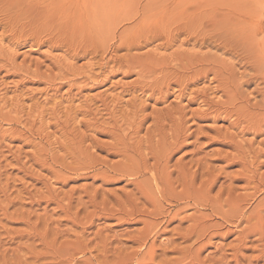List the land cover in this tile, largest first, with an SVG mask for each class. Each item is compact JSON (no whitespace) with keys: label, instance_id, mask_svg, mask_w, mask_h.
Wrapping results in <instances>:
<instances>
[{"label":"rangeland","instance_id":"1","mask_svg":"<svg viewBox=\"0 0 264 264\" xmlns=\"http://www.w3.org/2000/svg\"><path fill=\"white\" fill-rule=\"evenodd\" d=\"M263 38V0H0V264H264Z\"/></svg>","mask_w":264,"mask_h":264},{"label":"bare ground","instance_id":"2","mask_svg":"<svg viewBox=\"0 0 264 264\" xmlns=\"http://www.w3.org/2000/svg\"><path fill=\"white\" fill-rule=\"evenodd\" d=\"M260 1H261V0H260ZM263 1H264V0H263ZM259 6H261V3L259 4ZM246 23L249 24V22H246ZM248 29H249V31H248ZM250 29H251V28H247V27L242 28V32H243V34L245 33L248 37H249V36H252L253 39H251V40L249 41V43H250L251 45H254V46L258 47V46L260 45V44L258 43L259 40H256V39H254V38H256V36H258V34H259L260 32L263 31V28H262V27H260V28H258V29L256 28V29H255L256 32H254V33H252V31H250ZM252 29H253V28H252ZM261 41L264 42V38H263ZM177 128H178V127H177ZM175 129H176V128H175ZM176 130H177V129H176ZM174 132L177 134L179 131H178V130H177V131L174 130ZM175 133H173V136H172V137H175V136H176ZM179 133H180V132H179ZM180 134H181V133H180ZM177 135H179V134H177ZM179 136H180V135H179ZM176 138H178V137H176ZM166 158H167V157H166ZM182 173H183V171L181 172V174H182ZM184 173H185V172H184ZM183 175H184V177H186L185 174H182V176H183ZM247 184H248V186L250 185L249 182H248ZM230 191H231V190H230ZM230 191H229L228 196L231 197L230 194H231L232 192L230 193ZM228 196H227V197H228ZM238 200H240V198H239ZM240 201H241V200H240ZM236 202H237V201H236ZM236 202H235V201H234V203L230 202V204H233V205H234ZM237 203H238V202H237ZM233 205H232V206L230 205V207H232L230 210L232 211V210L235 208L234 210H236V212L238 211V212L240 213L239 215H241V218H242L243 213H244L243 208H242L241 206L239 207V206H236V205L233 207ZM238 205H241V203L239 202ZM227 206H228V205H227ZM228 207H229V206H228ZM241 209H242V210H241ZM260 209H261V208H260ZM260 209H259V210H260ZM262 209L264 210V208H262ZM262 209H261V212H260L259 214H261L262 220H263V222H264V214H263L264 212L262 211ZM234 210H233V212H231L232 214H235ZM244 210H245V209H244ZM240 211H242V212H240ZM257 212H259V211H257ZM262 212H263V213H262ZM229 213H230V211H229ZM231 213H230V214H231ZM163 214H164V213L159 214V215H163ZM212 214H213V213H212ZM255 214H257V217H255V215H254V216L251 215V214H249V215H250V217L252 216L253 218H258V219H256V220H259L260 215H259L258 213H255ZM262 214H263V215H262ZM159 215H158V216H159ZM215 215H216V214H215ZM237 215H238V214H236V217H237ZM244 215H245V214H244ZM258 215H259V216H258ZM163 216H164V215H163ZM223 217H225V216L223 215ZM229 217L231 218V216H229ZM238 217H239V216H238ZM238 217H237V218H238ZM245 217H246V216H245ZM252 217H251V218H252ZM237 218H236V219H237ZM251 218H250V219H251ZM253 218H252V219H253ZM252 219H251V220H252ZM253 220H255V219H253ZM260 221H261V218H260V220L257 221V222L260 223ZM196 222H197V221H196ZM199 223H200V222H199ZM197 224H198V223H197ZM254 225H255V223H254ZM261 226H262V225H261ZM263 226H264V225H263ZM259 227H260V226H257V227L255 226V230L258 231V230L260 229ZM194 228H195V226H194ZM253 228H254V226H251V229L249 228V232H250L251 234L254 233V232H256V231H253V232H252ZM256 228H257V229H256ZM258 228H259V229H258ZM261 229H262V227H261ZM192 230H193V229H192ZM190 231H191V230H190ZM260 231H262V230H260ZM260 231H258V233H259ZM263 231H264V228H263ZM195 232H196V231H195ZM250 233H249V234H250ZM263 234H264V233H262V235H263ZM198 237H199V236H198ZM199 238H200V237H199ZM197 240H198V239H197ZM144 244H145V243H144Z\"/></svg>","mask_w":264,"mask_h":264}]
</instances>
